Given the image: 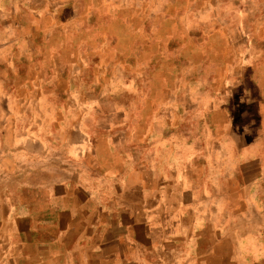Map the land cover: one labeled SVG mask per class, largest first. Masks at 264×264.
I'll list each match as a JSON object with an SVG mask.
<instances>
[{"label": "crops", "instance_id": "obj_1", "mask_svg": "<svg viewBox=\"0 0 264 264\" xmlns=\"http://www.w3.org/2000/svg\"><path fill=\"white\" fill-rule=\"evenodd\" d=\"M179 1L54 0L47 13L46 28L64 35L54 46L53 53L59 59L69 51L73 64L65 68L67 84L61 89L66 98L57 107L66 111L71 118L63 120L62 125L57 122L56 127L63 136L60 143L62 148L50 151L49 156L64 158L71 167L80 162L84 171L69 172L73 180H62L66 190L64 196L57 198L59 204L50 203L49 200L46 204L50 206L44 211L36 208L35 212L13 213L16 203H10L11 209L5 212L3 218L0 217V235L13 238L26 219L37 221L40 214L54 215L55 222L50 223L48 230H40L38 237L34 235L30 241L26 238L25 242H21V236L15 237L21 247L31 251L35 248L30 264H74L71 250L68 256H64L60 250L50 251L47 243L40 247L42 249H38L36 244L53 242L57 237L66 238L71 233L77 238L94 236L100 240L97 264H145L140 248L134 246L133 240L138 238H145L142 246L146 250L147 246L154 249L155 242L161 240L166 245L160 244L161 250L167 253L178 250V255L182 254L190 260L187 264H216L218 255L223 257L225 249L232 248L226 239V228H235L233 222L237 219L243 223L256 221L259 226H264L263 211H259L257 203L248 201L250 191L255 192L257 198L263 196V95H257L253 106L257 125L251 123L239 127L226 112L230 109V103L242 105L236 102L242 100V96L241 91H237V82L233 83L232 80L242 79L241 68L244 64L256 62L249 54L252 44L247 42L246 36L243 43L234 42L228 23L209 22V38L204 44L189 41L191 54L188 55L191 58L187 61L195 64L218 63L212 72L215 81L211 86L195 84L188 87L183 68L178 67L183 57L181 52H177L176 47L172 56L167 58L169 41L162 40V27L167 23L171 26L168 32L175 40L183 34V16L187 6L183 8ZM123 13H127V18H121ZM137 14L146 19L144 27L135 25ZM166 14L172 15L165 18ZM200 14L192 12L198 25ZM206 15L203 14V18ZM207 18H210L209 15ZM35 22L27 20L26 27L24 23L19 25L21 30H31L35 29L32 28ZM248 29L262 32L264 24H240L241 35H247ZM123 30L128 31L126 38L120 33ZM211 37L217 42H210ZM260 37V34L256 36L258 40ZM84 45L91 48L89 54L88 51H81ZM106 51H109L108 55H105ZM119 51L127 52L128 58L120 55ZM261 59L259 62L264 63V55ZM120 60L134 63V71L144 64L149 87L145 88V92H136L143 98L131 104L127 119L116 117L111 120L110 126H122L121 129L106 131L107 121L103 123L105 126L100 127L96 122L91 123L88 126L95 127L89 129L85 116L94 109V104L87 97L92 93L98 96L100 90L104 89L92 84L104 78L102 64ZM164 65H167L166 69ZM259 73V68L255 67L250 78H263V70L261 75ZM210 74L207 71L206 75L195 78H210ZM68 80H79L81 86L73 89L68 85ZM56 89L57 93L62 91ZM208 96L216 97L212 99ZM220 120L223 123H219ZM183 126L193 127L194 133L185 134L178 129ZM72 127H78L77 131ZM128 144H131L130 148L125 150L124 146ZM73 158L75 163L70 160ZM97 161L104 168L99 169ZM51 164L52 170L60 171ZM246 174L259 176H252L250 181L245 182L243 176ZM51 178L48 177L46 182L48 186L61 181ZM78 179H82L81 182ZM27 188L19 190L26 191ZM232 196H238L239 200L231 201ZM42 200L41 206L45 201ZM78 206H82V210ZM88 217L99 222L93 231L89 222L87 224ZM40 225L43 226L44 221ZM37 229L38 225L35 224L32 232ZM217 231L222 234L219 244L225 247L220 253L214 248L217 242L212 240L213 233ZM170 239L177 240L176 250H171L166 244ZM21 258L25 260L27 256ZM44 260L49 262L44 263ZM172 264L184 263L173 261Z\"/></svg>", "mask_w": 264, "mask_h": 264}, {"label": "rangeland", "instance_id": "obj_2", "mask_svg": "<svg viewBox=\"0 0 264 264\" xmlns=\"http://www.w3.org/2000/svg\"><path fill=\"white\" fill-rule=\"evenodd\" d=\"M53 2L54 0H0V151L2 152L0 153V185L5 188L6 182L20 172L21 176H25V179L20 182L17 189L28 187L26 191L19 190L20 193L29 192V194L33 193L38 197L41 194L37 204L42 202V199L45 200L44 203H47L50 198L55 197L53 190H47V187H51L46 184L48 177H52V180H61L54 182L55 185L52 186H64L65 188L66 185L63 184L62 180H73L69 172L74 174L84 171L82 163H77L74 158L70 160L73 163L76 162V165L71 167L65 162L66 159L49 156L50 151L61 150L62 148L60 143L63 141V136L56 127L57 122L62 125L63 120L71 118L66 111H61L57 107L66 98L61 89L67 84L65 81L67 74L65 68L73 64L70 61L72 56H69V51L65 57H58L59 59H56L53 53L54 46L59 44L64 35L49 31L46 28L48 26L47 13L52 8ZM179 2L180 6H184L183 8L187 6L184 10L182 36L175 40L168 32L171 28L169 23L162 27V40L169 41L166 52L169 57L167 58H170L174 53V48L178 47L177 52H181L183 56L181 57L182 61L178 63V67L183 68L186 85L188 87L195 84L205 87L207 85L211 86L215 81L212 72H214L213 70H215L218 63H190L189 60L187 61L191 58L188 55L191 54L188 44L192 40L196 44H204V41L208 40L209 22L216 20L231 25V33L234 35L233 41L237 44L243 43L246 39L247 42H251V52L249 54L256 62L244 64V67L241 68L242 79L232 80L233 83L237 82V91H241L242 96V100L239 99L236 102L242 105L234 106V102L230 103L228 106L230 109H227L226 112L232 122L239 127L251 125V123L257 125L256 112L253 106L261 93L264 98V63L259 62L264 55V29L262 32L248 29L246 31L247 35L244 34L243 36L241 35L240 24L246 23L248 26L257 23L264 24V0H181ZM192 12L201 13L200 25H198V20L192 17ZM126 14H121V18H127ZM203 14H207V17L209 15L212 19L210 20L206 16V18H203ZM169 15L172 14H166L165 18H170ZM25 18L30 23L39 19L32 27L35 29L21 30L19 23H24V27L28 25ZM145 20L144 16L138 15L135 25L144 27L147 24ZM36 23L38 24L36 25ZM161 24L159 27H161ZM120 33L126 38L128 31L123 30ZM258 34H260L262 40L256 38ZM209 40L210 42H217L212 37ZM119 48L123 50L122 47ZM90 50V47L84 45L81 51L83 53L88 51L89 54ZM109 51H106L105 55H108ZM119 53L125 56L124 58H128L127 52L119 51ZM2 60L3 65L1 64ZM133 65L132 62L121 60L102 64L104 78L97 80V83L92 84V86H99V88L104 89L100 90L101 93L98 96L92 93L87 97L88 101L94 104V109L85 116L86 121H88L87 126L91 123L95 124V122L99 127L101 125L105 126L103 123L107 121L106 131L122 128V126H110L111 120L116 117L123 120L127 119L128 114L131 112V110H128L131 104L137 99L142 101L143 97L140 98L136 92H145V88L149 87L147 67L140 64L139 68L134 71L135 65ZM15 66H17L16 69ZM166 66L164 65L165 69ZM255 67L259 68V75L262 74L263 70V78H250V75L255 71ZM207 71L211 73L210 78H200L199 80L195 78L206 75ZM90 83H92L91 79ZM68 85L73 89L81 86L79 80H72V82L68 80ZM56 88L62 90L58 91L60 95H58ZM213 97L212 99H214ZM246 103H251V105L246 106ZM219 123H223V121L220 120ZM94 127L88 126L89 129H94ZM77 128L72 127L75 131H77ZM192 128L183 126L178 129H182L185 134L190 132L193 134L194 128ZM130 145H125V150L129 149ZM5 149H7V152H4ZM51 163L60 171L55 172L52 170ZM97 167L102 169L104 165L97 161ZM31 172H33L32 177L29 175ZM252 176L250 174L244 175L243 181H250ZM258 176L257 174L253 178ZM5 178H7V181H5ZM32 179L33 181H31ZM78 180L81 182L82 179ZM37 186H44V191L40 193V188ZM249 194L248 201L252 204L257 203L259 211L264 213V188L263 196L260 195L259 198L256 197L255 192L250 191ZM255 239L256 245L259 246L257 248L260 250L259 254L263 257L264 233L256 232ZM215 249L218 253L221 252L220 246L216 245ZM32 252H35V250L27 251V249H23L21 256L26 255L29 262H32ZM47 261L44 260L43 262L48 263L49 261Z\"/></svg>", "mask_w": 264, "mask_h": 264}, {"label": "bare ground", "instance_id": "obj_3", "mask_svg": "<svg viewBox=\"0 0 264 264\" xmlns=\"http://www.w3.org/2000/svg\"><path fill=\"white\" fill-rule=\"evenodd\" d=\"M6 23H7V21H6ZM1 64L3 65V60L1 61ZM16 68H17V66H15V69ZM155 93H157V92H155ZM58 95H60V94L58 93ZM184 144H185V142H184ZM6 150L7 149H5L4 152H7ZM0 153H2V152L0 151ZM29 175L32 177L33 176V172H31ZM24 179H25V176H21V174L19 172V174L17 173L12 179H10L8 181H7V178H5V181H7L6 182L7 185H6L5 188L1 187V185H0V217L1 218H3L5 216V212H7V210H10L11 209L10 203H16V204H14V205H16V207L13 206V210H14L13 213H16L18 211L19 212L22 211L23 213L24 212H29V211H34L36 208H37V210L39 208H41L40 210L44 211L45 209H47L50 206L49 204H46V203H44V205L41 206L40 205V204H42L41 202H39V204H37L38 198L41 197V194L38 197L37 195H33V193H32L33 196L30 195L31 193L29 194V192L23 193V194L20 193V191L17 189V187L20 186L19 185L20 182H22ZM31 181H33V179ZM37 187L40 188V193H42V191H44L43 190V187L44 186H37ZM232 189H233V187H232ZM47 190H53L54 196H55V197L53 196L54 197L53 199L50 198V200H51L50 203L59 204L57 198L58 197H61V196H64V193H65L64 186H51V187H47ZM231 195H232V193H231ZM235 200H239V197L238 196L237 197H233L232 196L231 201L234 202ZM222 204H225V203H222ZM222 206H224V205H222ZM77 208H79L80 210H82V206H78ZM15 220H17V219H15ZM36 220L37 221H32L30 219H26L23 222V225L21 226V229L20 230H17L15 232V235H14L13 238H8V237H5L3 235H0V264H20V261H23V262H21L22 264H30V262H29V260L27 258H25V260H21L22 259L21 258L22 257L21 256V252H22V250L25 247L24 246L21 247V245L17 242V239L15 237L21 236V241L22 242L23 241L25 242L26 238L29 239V240L30 239H33V236L34 235H36L38 237V232L40 230H42V229L48 230L50 228V226H51L50 223L52 222V224H53L55 222V217H54V215L52 213H45V214H40L37 217ZM43 221H44V225L41 226L40 224ZM86 221H87V224L89 222V224L91 226L90 230H92V231L94 230V228H96V226L99 223L93 217H88V219H86ZM84 222H85V219H84ZM35 224L38 225V229L36 231H33L32 232L33 226ZM233 225L235 226V228H232V227H227L226 228L227 233H228L226 239H228V241L232 244V248L231 249L229 248L230 250L225 249L226 252H225V254H224L223 257H220L218 255V259L216 261V264H264V256L262 257L259 254V251L260 250L257 249L259 246L256 245V239H255V233L256 232L260 231V232L264 233V226H259L256 221H252V222H249V223H243V221H240L239 219H237L236 222H233ZM39 226H41V227L39 228ZM44 226H46L47 229ZM100 227H103V226H100ZM102 231H103V229H102ZM100 234H102V233H100ZM220 235H222L221 232H219V231L214 232L213 233L212 240L216 241L217 242V245H220V248H221V251H222L225 247L223 248L222 245L219 244V237H220ZM144 239L138 238V239L133 240V241H134V246L140 248V252L143 254L141 256L144 259L145 264H172L173 261H175V262L177 261L179 263H184V264L190 263V260H187L186 257H184L182 254H181V256L178 255V253H177L178 250H176V248H175L176 247V244H177V240H171L170 239L171 241H169V242L166 243L167 245L170 246V248H172L171 250H173V249L176 250V251H173L172 253H167V252L161 250L162 248L160 249L161 246H164V247L166 246L165 244L161 243V240H158V241L155 242L156 243V246L154 247V249L151 250V249L148 248V246H147V250L144 249L145 246H142V245H144V242H145ZM139 241L142 244H140ZM46 243L49 244V245H51V246H49V245L47 246V248L49 247V250L50 251L55 252L56 250H60L61 252H63L64 256L65 255L68 256V251L71 250V253H72V256L71 257L75 259V261L73 260V263L74 264H85V263H87V264H97V261H98L97 260L98 259L97 253H98V251L101 250V245H100V240L99 239L96 240L94 236H87L85 238H77L74 235V233L69 234L66 238L65 237H57V238L54 239L53 242H45L43 244L36 243L37 244V248L38 249H42L40 247H43L44 245H47ZM212 243H213V241H212ZM160 244H161V246H160ZM212 248H213V246H212ZM34 250H35V248H34ZM160 252H162L163 254H161ZM204 256H206V255H204Z\"/></svg>", "mask_w": 264, "mask_h": 264}]
</instances>
